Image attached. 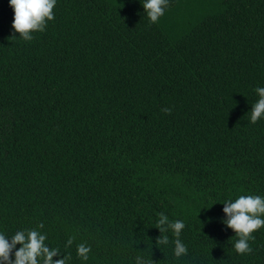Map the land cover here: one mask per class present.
<instances>
[{
    "label": "trees",
    "instance_id": "16d2710c",
    "mask_svg": "<svg viewBox=\"0 0 264 264\" xmlns=\"http://www.w3.org/2000/svg\"><path fill=\"white\" fill-rule=\"evenodd\" d=\"M143 2L57 0L26 41L0 0V233L46 234L66 264H264V227L242 255L223 223L264 198V0H170L157 23Z\"/></svg>",
    "mask_w": 264,
    "mask_h": 264
},
{
    "label": "clouds",
    "instance_id": "9594fccd",
    "mask_svg": "<svg viewBox=\"0 0 264 264\" xmlns=\"http://www.w3.org/2000/svg\"><path fill=\"white\" fill-rule=\"evenodd\" d=\"M170 0H144L143 8L147 13L150 22L157 23L165 13ZM57 0H9L10 6L14 11L12 28L15 33L26 41L33 39L32 33L43 32L46 29L48 21L54 20V11ZM259 96L257 102L251 109V123H256L264 118V87L256 88ZM166 114H170L171 108L162 109ZM224 213L227 219L223 221L228 227L233 229L235 236L238 237L234 247L238 254H250L253 249L249 241L254 239L252 235L255 231L264 227V198L259 195H241L233 201H225ZM41 223L39 228H43ZM157 228L163 234L169 229L172 230L175 237L174 255L179 258L187 255L188 249L181 242L179 236L185 227L183 221L170 222L164 213H160L157 221ZM46 234H41L33 229L17 231L10 240L4 234L0 233V264H66L69 259L62 256L61 259L53 260L54 256L61 255L58 248H50L46 244ZM74 238L70 237L66 242V247H70ZM169 243L167 235H161L156 239L157 245H166ZM20 245L17 248V245ZM90 246L81 243L77 246V254L80 258L87 261ZM14 255V259L12 258ZM137 264H148L142 257H137ZM152 264L154 262L152 261Z\"/></svg>",
    "mask_w": 264,
    "mask_h": 264
}]
</instances>
